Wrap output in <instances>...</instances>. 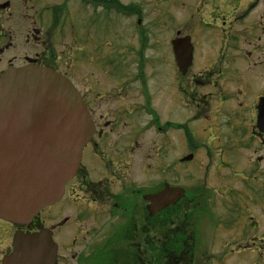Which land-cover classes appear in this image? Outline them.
<instances>
[{
	"label": "flooded vegetation",
	"instance_id": "1",
	"mask_svg": "<svg viewBox=\"0 0 264 264\" xmlns=\"http://www.w3.org/2000/svg\"><path fill=\"white\" fill-rule=\"evenodd\" d=\"M33 1L0 0V75L35 65L67 77L81 94L92 134L61 198L14 229L49 228L56 264H228L234 253H252L253 264H264V227L258 222L264 216V0H196L198 25L215 30L212 57L167 99L193 111L188 122L178 125L162 123L156 114L164 96L149 83L160 59L145 54L151 36L140 19L133 28L138 45L124 59L106 54V43L91 48L87 29L81 41L76 35L82 32L58 21L72 0L56 6L38 0L37 8ZM76 1L94 13L115 10L117 3ZM175 34L179 37L180 31ZM170 43L163 55L169 63ZM193 59L183 73L173 61L180 78L188 75ZM126 62L131 69H124ZM86 63L99 69L98 77L92 71L77 77ZM232 95L237 102L229 106ZM175 132L183 134L177 142ZM187 142L189 150L173 151ZM172 188L182 190L180 197L166 195ZM207 203L219 213L211 233L214 244L222 218L231 219L233 235L219 242L229 251L207 246L202 216ZM45 209H51L49 224L41 218ZM10 251L11 238L0 264Z\"/></svg>",
	"mask_w": 264,
	"mask_h": 264
},
{
	"label": "water",
	"instance_id": "2",
	"mask_svg": "<svg viewBox=\"0 0 264 264\" xmlns=\"http://www.w3.org/2000/svg\"><path fill=\"white\" fill-rule=\"evenodd\" d=\"M185 72L192 60L189 37L172 41ZM92 126L79 93L57 72L35 65L0 76V219L25 225L55 202L74 174ZM182 191L172 188L171 196ZM158 198H162L159 194ZM17 230L1 264H56L51 232Z\"/></svg>",
	"mask_w": 264,
	"mask_h": 264
},
{
	"label": "rangeland",
	"instance_id": "3",
	"mask_svg": "<svg viewBox=\"0 0 264 264\" xmlns=\"http://www.w3.org/2000/svg\"><path fill=\"white\" fill-rule=\"evenodd\" d=\"M63 0H45L46 4L56 6L61 3ZM107 2L110 0H106ZM115 2L121 4L126 10L133 11L134 14H125L121 13L120 15L115 12L114 9L108 11L107 13L102 12L101 10L96 11L94 13L91 8L80 6L76 0L67 2V10L58 17V21L65 22L67 30L71 28L76 30L78 33L76 38H79L82 41L84 29H87L88 36L91 39V48L93 45H98L106 43V54L110 55H126L124 59L130 57L133 54L134 49L138 45L136 40V34L134 32V23L136 20L140 19V25L142 28H147L149 30L151 41L149 49L146 50L145 54L155 53L157 56L153 57V59H160V61L155 64L154 77L153 80L150 81L149 86L153 85L155 89H160L163 92V103L159 105L156 103L155 109L156 114L160 122H171L178 125L179 123L188 122L192 109L180 107L175 102L172 103L168 101L172 100L175 96V88L180 85H187L189 76L197 73L202 67L205 65H209L212 57V42L214 38L215 30H211V26H199L200 15L199 5L195 6L196 0H114ZM34 7L37 8L40 5L38 0H34L32 2ZM30 5V4H28ZM191 6V7H189ZM194 7V8H193ZM101 14H100V13ZM30 10L26 11V15H31ZM18 13L15 12L11 20L16 18ZM46 16V15H45ZM87 18H89V22L86 23ZM43 19V18H42ZM61 19V20H60ZM42 21V20H40ZM30 23H26L25 26ZM180 31V35L187 34L191 37L192 45L194 47L193 50V64L188 71V75L186 77L180 78L175 72V68L173 66V60L170 55H168V59L171 61L164 60L163 55L168 54V46L169 39H173L176 37L175 32ZM24 33L23 30L19 35V38L23 39ZM40 40V39H39ZM33 43V42H32ZM105 51V46L103 48V53ZM172 54V53H171ZM93 66V65H92ZM90 66L86 63V67L83 68L80 66L79 71L77 72V77L83 79L85 74L89 71H92L94 75L99 76V69H96L95 66ZM124 69H131L130 66L127 65ZM149 72V67H147ZM128 71H124L123 75H130ZM181 79V82H180ZM231 97L228 95L226 98ZM235 95H232V98L229 100V106L231 103L237 102L235 99ZM245 101H249V97H244ZM170 103V106L167 108V103ZM191 111V113H190ZM191 124V123H190ZM187 124L188 127L191 128V125ZM186 128V132H190L189 128ZM184 131V132H185ZM179 132L172 133V138L179 140ZM194 141V138H193ZM190 145L187 142L186 147L176 144L174 147L175 152H181V150H189ZM176 153V154H177ZM51 209H45L41 214V218L46 219L45 224L50 223L51 219ZM219 214L217 211H214L213 205L211 203H207L204 211H203V229L206 231L207 235V246H213L215 250L218 248L221 249L222 252L229 251L228 244L223 245L219 244L222 239L229 238L233 235L230 233V224L231 219L222 218L223 226L221 229L216 230L217 238L216 243L214 244V239L211 235L214 232L213 222L215 215ZM248 220V216L246 217ZM261 222V229L264 227V216H261L258 219V222ZM245 220L241 218L239 220L240 228L244 229ZM249 224V221H248ZM15 226L10 225V223H6L4 221H0V256L3 249L10 242L11 235ZM225 232V233H222ZM253 234V231H250V235ZM219 235L221 238H218ZM256 235H258V230ZM241 237L244 235H240ZM255 256L252 253H246L243 255H236L234 253L228 260V264H253V260Z\"/></svg>",
	"mask_w": 264,
	"mask_h": 264
}]
</instances>
